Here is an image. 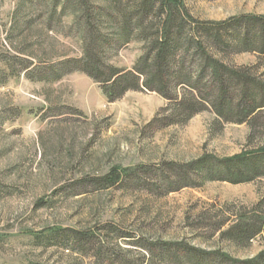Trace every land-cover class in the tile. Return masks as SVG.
<instances>
[{"label": "rangeland", "instance_id": "1", "mask_svg": "<svg viewBox=\"0 0 264 264\" xmlns=\"http://www.w3.org/2000/svg\"><path fill=\"white\" fill-rule=\"evenodd\" d=\"M181 1L191 17L176 12L182 28H173V65L185 59L197 69L201 40L210 55L264 81V55L230 42L233 21L264 16V0ZM142 2L0 0V264H175L153 244L177 241L237 259L264 250V233L248 244L224 235L241 218L261 219L264 174L231 182L187 171L182 180L174 170L204 156L258 151L263 118L252 130L209 107L174 122V101L160 92L129 90L110 101L100 82L65 64L85 56L90 35L80 22L89 15L101 18L99 33L108 35L92 52L133 70L162 34L168 7L155 0L141 33ZM127 14L134 27L125 40L115 28ZM209 28L228 45L209 39ZM175 90L184 93L182 85ZM114 168L122 182L101 184Z\"/></svg>", "mask_w": 264, "mask_h": 264}, {"label": "trees", "instance_id": "2", "mask_svg": "<svg viewBox=\"0 0 264 264\" xmlns=\"http://www.w3.org/2000/svg\"><path fill=\"white\" fill-rule=\"evenodd\" d=\"M163 1V5L169 8H165L164 11L166 16L162 34L155 38L150 53H145L139 65L136 64L133 70L108 66L92 52L94 45L103 46L105 40H108V35L99 33L101 18L98 16L97 19H91L88 14V17L80 22L84 33L90 35V41L86 39L85 56L81 59L70 60L65 64L72 66V70L83 71L100 82L103 92L110 101L120 98L129 90L145 88L160 92L174 101V122H184L194 114L212 107L219 117L227 121L246 122L252 130L257 125H262L260 120L264 119V81L259 79L254 72L229 67L219 58L210 55L201 40L195 41V56H199L200 59V61L197 60L199 64L197 69L184 65L185 59H182V65H173L178 48L173 39V28L177 27L179 31L182 28L176 12H182L187 17L191 15L181 0ZM81 4L84 9L85 3L81 2ZM154 7L155 0H143L137 6L136 25L141 33L149 30L144 20ZM129 20L130 17L127 14V17L119 21L115 28V33L120 39L128 40L131 34L134 25ZM233 24L237 27V34L232 36V39L227 36L225 40L231 39L230 42L238 51H252L264 55V16L236 18ZM206 33L208 38L215 43L226 42L223 40L224 35H216L210 28L206 29ZM96 41H99V44ZM190 42L192 41L188 40V44ZM225 44L228 45V43ZM204 80L207 81L204 82ZM178 85L184 88L181 97L175 95ZM170 92L174 96H171ZM174 170L182 175L180 177L182 180L188 176L187 171H192L201 180L220 179L231 182H248L255 176L264 174V147L256 152H245L221 160L212 156H204L187 166L178 170L174 168ZM122 180V174L114 168L108 175L99 179V182L103 185H115ZM182 182L187 184L185 181ZM262 205L264 206V198L260 207ZM262 211L264 212L263 209ZM258 215H261L259 217L261 219L255 223H250L249 217L239 219L224 235L229 240L248 244L255 236L264 233V214L258 213ZM73 239L78 241L79 236H74ZM153 245L163 251L164 258L175 264H208V261L211 264L216 261H220L219 264H264V250L253 258L237 259L218 251L207 252L181 241L160 242Z\"/></svg>", "mask_w": 264, "mask_h": 264}]
</instances>
